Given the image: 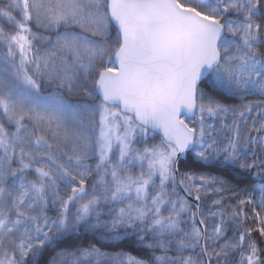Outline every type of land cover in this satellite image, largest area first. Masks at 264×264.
<instances>
[{"label":"snow or ice","instance_id":"6c2138e0","mask_svg":"<svg viewBox=\"0 0 264 264\" xmlns=\"http://www.w3.org/2000/svg\"><path fill=\"white\" fill-rule=\"evenodd\" d=\"M0 264H264V0H0Z\"/></svg>","mask_w":264,"mask_h":264}]
</instances>
